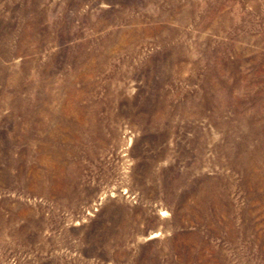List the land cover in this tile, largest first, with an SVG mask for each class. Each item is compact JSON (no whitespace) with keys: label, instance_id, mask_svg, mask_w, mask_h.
<instances>
[{"label":"rangeland","instance_id":"1","mask_svg":"<svg viewBox=\"0 0 264 264\" xmlns=\"http://www.w3.org/2000/svg\"><path fill=\"white\" fill-rule=\"evenodd\" d=\"M0 264H264V0H0Z\"/></svg>","mask_w":264,"mask_h":264}]
</instances>
